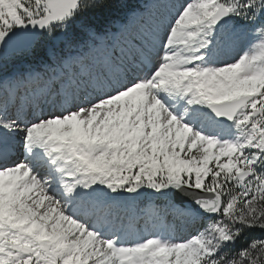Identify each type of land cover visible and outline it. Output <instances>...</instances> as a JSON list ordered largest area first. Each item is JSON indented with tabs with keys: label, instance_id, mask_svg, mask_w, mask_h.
<instances>
[{
	"label": "snow or ice",
	"instance_id": "snow-or-ice-1",
	"mask_svg": "<svg viewBox=\"0 0 264 264\" xmlns=\"http://www.w3.org/2000/svg\"><path fill=\"white\" fill-rule=\"evenodd\" d=\"M0 264H264V0H0Z\"/></svg>",
	"mask_w": 264,
	"mask_h": 264
},
{
	"label": "rangeland",
	"instance_id": "rangeland-1",
	"mask_svg": "<svg viewBox=\"0 0 264 264\" xmlns=\"http://www.w3.org/2000/svg\"><path fill=\"white\" fill-rule=\"evenodd\" d=\"M176 235H177V236H182V234L178 233V231L176 232Z\"/></svg>",
	"mask_w": 264,
	"mask_h": 264
}]
</instances>
